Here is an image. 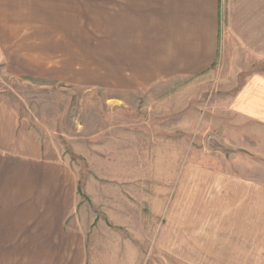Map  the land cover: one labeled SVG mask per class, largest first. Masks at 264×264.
Here are the masks:
<instances>
[{"label": "rangeland", "instance_id": "374dc122", "mask_svg": "<svg viewBox=\"0 0 264 264\" xmlns=\"http://www.w3.org/2000/svg\"><path fill=\"white\" fill-rule=\"evenodd\" d=\"M234 7L222 0L217 56L198 75L118 87L107 79L117 67L108 64L105 20L91 18L30 20L26 54L35 67L13 75L0 59V96L18 102L51 159L78 175L87 264H191L158 245L172 204L202 195L208 174L264 185V129L230 109L247 80L264 74V58L237 35Z\"/></svg>", "mask_w": 264, "mask_h": 264}, {"label": "crops", "instance_id": "0c3cea01", "mask_svg": "<svg viewBox=\"0 0 264 264\" xmlns=\"http://www.w3.org/2000/svg\"><path fill=\"white\" fill-rule=\"evenodd\" d=\"M232 1L243 24L237 35L248 36L246 44L264 58V0ZM221 2L0 0V59L13 75L35 67L26 54V36L34 31L30 20L91 18L105 20L108 64L117 67V77L107 79L118 87L202 74L217 56ZM230 109L264 129V74L247 80ZM252 137L259 142L258 135ZM204 180L202 195L199 190L189 202L172 204L170 223L158 232L160 248L191 264H252L264 258V185L230 171ZM79 195L76 171L51 159L21 118L18 102L0 96V264H87L89 231L79 214Z\"/></svg>", "mask_w": 264, "mask_h": 264}]
</instances>
